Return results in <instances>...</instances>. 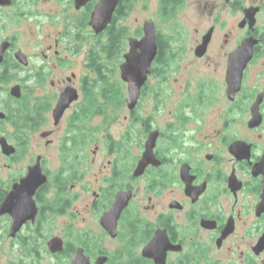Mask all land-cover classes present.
Segmentation results:
<instances>
[{"label": "flooded vegetation", "instance_id": "obj_1", "mask_svg": "<svg viewBox=\"0 0 264 264\" xmlns=\"http://www.w3.org/2000/svg\"><path fill=\"white\" fill-rule=\"evenodd\" d=\"M137 1L95 33L99 0H0V264H264V0H159L190 44L127 35Z\"/></svg>", "mask_w": 264, "mask_h": 264}, {"label": "rangeland", "instance_id": "obj_2", "mask_svg": "<svg viewBox=\"0 0 264 264\" xmlns=\"http://www.w3.org/2000/svg\"><path fill=\"white\" fill-rule=\"evenodd\" d=\"M159 0H138L137 3L134 5L135 7L132 8L129 13L124 18L126 21L123 23L128 26L127 30L125 31L127 35H134L136 33V27L141 25V22L146 19H154L157 27L159 28V32L161 34V37L163 39H170L173 41H182L184 43H187L189 41V44L191 41H194L195 34L193 32V28L191 26H188L187 30V7L181 9V14H179V20H170L168 18H162L160 17L158 13L160 10V3H158ZM184 4V3H183ZM186 5V4H185ZM20 41L19 45H23L26 48L30 49L32 48L31 45H34L37 43V41H33L29 39V36L27 34H21L19 35ZM89 39V38H88ZM100 44V41H97L96 39L90 38L89 41L85 43V45L80 47L79 55L77 56L78 59V66L76 68H79L80 70H83L85 58L84 55L86 53L87 48L90 46L98 48ZM34 50L36 47L33 48ZM40 58L34 59L33 63H39ZM118 62V58L114 60H107V69L111 70L114 65ZM106 69V70H107ZM108 70V71H109ZM116 72H118L115 69ZM115 72V75H116ZM90 197L88 198V200ZM85 203V202H84ZM81 203V208H82ZM93 213V212H92ZM94 214V213H93ZM87 220L84 223V221H80V225H87L88 223H95L94 216L89 214L86 216Z\"/></svg>", "mask_w": 264, "mask_h": 264}, {"label": "water", "instance_id": "obj_3", "mask_svg": "<svg viewBox=\"0 0 264 264\" xmlns=\"http://www.w3.org/2000/svg\"><path fill=\"white\" fill-rule=\"evenodd\" d=\"M78 5L86 0H76ZM117 0H99L91 15L90 25L95 33L104 30L111 20L113 8ZM156 28L152 21H145L143 36L140 39L130 37V51L126 54V62L122 65V76L128 81V104L132 108L137 100L139 88L146 77L149 64L156 51ZM141 50L137 52L136 48ZM246 60V59H245ZM148 154L144 156V160Z\"/></svg>", "mask_w": 264, "mask_h": 264}, {"label": "trees", "instance_id": "obj_4", "mask_svg": "<svg viewBox=\"0 0 264 264\" xmlns=\"http://www.w3.org/2000/svg\"><path fill=\"white\" fill-rule=\"evenodd\" d=\"M109 31V30H108ZM110 33L108 34V40L109 41H120L119 40V35H117V36H114L115 34H114V32L113 31H109ZM117 33H119V31H117ZM105 47V45H104V43H102V48H104Z\"/></svg>", "mask_w": 264, "mask_h": 264}]
</instances>
